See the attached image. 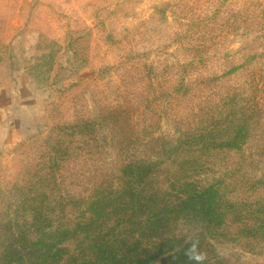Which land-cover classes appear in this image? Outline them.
I'll list each match as a JSON object with an SVG mask.
<instances>
[{"label": "rangeland", "instance_id": "1", "mask_svg": "<svg viewBox=\"0 0 264 264\" xmlns=\"http://www.w3.org/2000/svg\"><path fill=\"white\" fill-rule=\"evenodd\" d=\"M100 222L126 264H264V0H0V264Z\"/></svg>", "mask_w": 264, "mask_h": 264}, {"label": "trees", "instance_id": "2", "mask_svg": "<svg viewBox=\"0 0 264 264\" xmlns=\"http://www.w3.org/2000/svg\"><path fill=\"white\" fill-rule=\"evenodd\" d=\"M140 172H137L138 175ZM208 189H206V187H203V189H198V194H189L186 196V201L191 200L193 203V209L196 210L197 212H199V206L200 208L203 207L202 204L198 205V201L197 199L199 198L200 200H203V192H207ZM185 201V202H186ZM105 202V201H104ZM107 202V201H106ZM202 203V202H201ZM103 209V205L101 200H96L95 202H92V206H91V216L88 217V219L86 221H84V227H89L93 224H95L97 222V216L99 217V211ZM132 209V208H130ZM210 208L208 207L207 210H204L205 213H208V210ZM94 215L96 217H94ZM166 220L165 217L159 218V223L162 222L163 220ZM211 219V218H210ZM209 220V219H208ZM129 223L130 220L128 218ZM210 221V220H209ZM221 222V221H220ZM154 223V222H153ZM105 224L104 222H100L98 224V227L100 228H95V232L92 231L91 234H88L87 237L90 240V244L88 245L89 248H86L89 252L85 255H81L79 258H77L76 256H71L70 258H73V260L66 262L65 264H126L125 263V258H124V254L122 252V247L124 246V244H122V237H124V235L126 234L125 230H120V229H115V225H108ZM188 243L189 241L186 242H180L177 245V248H173L174 245H171V249L169 250V253L167 255L168 259L170 261H168L165 264H188L186 257L184 256L183 252L184 249L188 247ZM32 244H43V241L35 239ZM122 244V245H121ZM44 247V246H43ZM51 249H48V251H46V253L43 254V256H40L42 254V252L38 253L37 255V259L41 258L40 260L42 262H44V258L47 255L51 254ZM166 257V258H167ZM152 256H147L146 258L144 256H135V259L131 260L130 262H133L137 264H144L148 259H151ZM80 261L79 263H77L78 261ZM34 264H42V263H34ZM62 264V263H61Z\"/></svg>", "mask_w": 264, "mask_h": 264}, {"label": "clouds", "instance_id": "3", "mask_svg": "<svg viewBox=\"0 0 264 264\" xmlns=\"http://www.w3.org/2000/svg\"><path fill=\"white\" fill-rule=\"evenodd\" d=\"M184 256L188 264H205L207 253L202 250L198 237L190 238L188 247L184 249Z\"/></svg>", "mask_w": 264, "mask_h": 264}]
</instances>
